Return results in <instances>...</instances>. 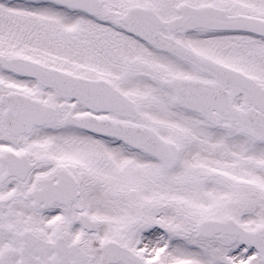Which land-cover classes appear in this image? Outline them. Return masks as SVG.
Returning a JSON list of instances; mask_svg holds the SVG:
<instances>
[{"label":"snow or ice","instance_id":"snow-or-ice-1","mask_svg":"<svg viewBox=\"0 0 264 264\" xmlns=\"http://www.w3.org/2000/svg\"><path fill=\"white\" fill-rule=\"evenodd\" d=\"M0 264H264V0H0Z\"/></svg>","mask_w":264,"mask_h":264}]
</instances>
